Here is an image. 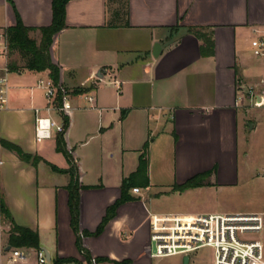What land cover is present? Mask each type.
<instances>
[{
	"label": "crops",
	"instance_id": "0c3cea01",
	"mask_svg": "<svg viewBox=\"0 0 264 264\" xmlns=\"http://www.w3.org/2000/svg\"><path fill=\"white\" fill-rule=\"evenodd\" d=\"M51 1L0 0V30L13 26L18 16L33 28L29 36L38 42L37 28L51 23ZM176 25L207 28L212 53L202 54V39L183 29L174 37L170 28ZM256 38L264 40V0H69L65 27L50 46L59 67L57 87L71 103L65 113L55 104L46 110L48 100L38 80L48 72L9 60L0 38V67L8 61L17 66L8 69L0 139L41 158L36 164L23 161L0 145V205L16 224L37 231L40 248L51 258H79L67 203L69 176L51 168L68 167L56 150L60 133L52 130L49 138L36 140L34 109L59 123L67 119L61 134L82 185L80 230L96 229L147 143L149 186L137 187V193L131 189L134 199L117 208L100 234L82 236V245L97 257L152 264L150 216L193 214L157 208L154 201L161 192L247 185L264 175L262 168L240 169V161L259 143L264 108L236 101L240 89L264 84V54L255 55L251 45ZM156 41L162 50L154 58ZM214 166L208 179L212 185L172 190L173 184ZM155 186L160 189L153 192ZM0 223V264H38L34 248L10 261V223L1 213Z\"/></svg>",
	"mask_w": 264,
	"mask_h": 264
},
{
	"label": "built area",
	"instance_id": "2783aa9c",
	"mask_svg": "<svg viewBox=\"0 0 264 264\" xmlns=\"http://www.w3.org/2000/svg\"><path fill=\"white\" fill-rule=\"evenodd\" d=\"M0 38L5 41V33L0 30ZM255 55L264 54V40L256 38L251 42ZM5 48L6 41H5ZM38 85L44 89L48 100L46 110L51 104L65 113L71 109L68 95L64 92L57 102L58 87L49 77L39 79ZM8 68L0 67V108L7 103ZM92 100V98H88ZM239 105H248L253 108H264V84L250 85L240 89L237 96ZM35 112V138L38 141L49 138L51 131L61 133L64 124L40 114L39 108ZM138 192L139 188H132ZM152 257H165L170 255H188L201 247H210L213 252V264H264V212H215L199 214H153L150 216ZM3 228L0 223V236ZM257 234L259 237H253ZM154 246V251L152 250ZM27 248L13 247L10 249V261L24 258ZM38 264H100L96 256L89 259L73 258L62 259L59 262L47 260L42 248L35 249ZM83 257V255L81 254ZM190 260V257H189Z\"/></svg>",
	"mask_w": 264,
	"mask_h": 264
},
{
	"label": "trees",
	"instance_id": "16d2710c",
	"mask_svg": "<svg viewBox=\"0 0 264 264\" xmlns=\"http://www.w3.org/2000/svg\"><path fill=\"white\" fill-rule=\"evenodd\" d=\"M69 0H52L51 1V11L52 19L51 23L47 26H42L37 28L40 33L39 41L37 42L34 38L29 36V31L33 28L25 26L20 18L17 16L16 23L13 26L7 27L4 30L5 41L7 46V54L10 56L12 53L17 52L22 58H24L23 66L26 69L33 71H47L48 77L52 80L54 85L59 83V67L56 65L50 56V46L55 34L65 27V7ZM181 29L185 30L187 33L194 34L199 39H202V44L200 46L202 54L210 55L213 51V41L211 38V33L205 31L207 28L203 27H193V26H180L176 25L170 28L175 37L178 31ZM7 68L9 70L17 69L16 63L13 61L7 62ZM64 93L61 86H58L57 99L60 100L61 95ZM67 125V119H64V126ZM0 145L15 152L19 159L23 161H30L36 164L41 158L37 155H32L30 153L24 152L19 146L0 139ZM147 143L143 145L142 152L138 158V165L134 172L122 180L120 186V196L106 209L104 216L102 217L100 223L97 225L93 232H88L86 230L79 229V190L82 185L78 181V169L76 162L70 152L66 149V144L63 139L62 134L56 137V150L61 152L68 163L67 168H58L51 165L54 171L66 173L69 176L68 184L66 185V190L68 193V209L70 214V226L75 234V244L80 252L86 259H89V252L82 245V236L85 235H98L100 234L105 225L116 215L117 208L127 202L134 199L130 194V190L134 187H148L149 179L147 174L148 168V156H147ZM215 166L207 171L197 173L192 177L188 178L182 184H173L172 190L174 191H184L186 189L195 188L203 185H212L208 179L214 173ZM88 187V186H85ZM0 213L4 221L10 223V228L8 232V245L10 247L17 248H40L39 236L36 230L16 224L7 207L1 203ZM73 259V258H65ZM97 261H107L109 259L104 257H96ZM61 258H53V262L61 261ZM113 264H125L124 261L112 260Z\"/></svg>",
	"mask_w": 264,
	"mask_h": 264
},
{
	"label": "rangeland",
	"instance_id": "374dc122",
	"mask_svg": "<svg viewBox=\"0 0 264 264\" xmlns=\"http://www.w3.org/2000/svg\"><path fill=\"white\" fill-rule=\"evenodd\" d=\"M9 60H21L24 63V58L17 52H14L9 57ZM260 137H257L259 143L253 148L254 151L247 152L250 155L246 160L240 161V169H264V130H260ZM241 149H243L241 147ZM249 150V149H248ZM159 158L155 160V171L158 168ZM246 164V165H245ZM244 179V178H243ZM241 180V179H240ZM157 186L153 192L157 191ZM165 191V190H163ZM160 200L154 201L157 208H163L173 212H192L199 213H215V212H235V211H260L264 210V175L260 177L258 183L252 182L249 184H238V186H222L220 188L206 187L197 191L188 190L184 193L171 195V192H161ZM170 194L164 196L163 194ZM166 194V195H167ZM2 235V234H1ZM253 237H259L257 234ZM264 242V234L261 236ZM90 254V253H89ZM97 257V256H96ZM189 264H213V252L210 247H201L189 254ZM84 258V256L79 257ZM181 255H170L165 257H155L152 259V264H182ZM108 259V258H107ZM124 261V260H121ZM125 264H130V260H125ZM100 264H113L112 260L98 261Z\"/></svg>",
	"mask_w": 264,
	"mask_h": 264
},
{
	"label": "water",
	"instance_id": "95a60500",
	"mask_svg": "<svg viewBox=\"0 0 264 264\" xmlns=\"http://www.w3.org/2000/svg\"><path fill=\"white\" fill-rule=\"evenodd\" d=\"M161 50H162L161 42H159V41L154 42L153 47H152V52H151L152 56L154 58H156L159 55V53L161 52ZM99 75H101L100 72L97 73V76H99ZM9 248H10V246H7L6 249H9ZM42 249L45 251V255H46L47 260H50V252L44 247ZM152 250L154 251V246H152ZM182 264H189V256L188 255L183 256Z\"/></svg>",
	"mask_w": 264,
	"mask_h": 264
}]
</instances>
